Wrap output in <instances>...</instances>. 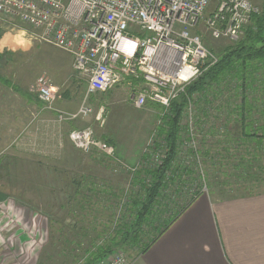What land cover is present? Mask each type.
Listing matches in <instances>:
<instances>
[{"label":"rangeland","instance_id":"obj_1","mask_svg":"<svg viewBox=\"0 0 264 264\" xmlns=\"http://www.w3.org/2000/svg\"><path fill=\"white\" fill-rule=\"evenodd\" d=\"M252 1L264 9V0ZM212 8L209 6L204 16ZM190 31L200 34L217 57L241 39H212L202 20ZM37 34L31 26L0 16V264H81L95 246H115L118 242L120 246L108 257L117 252L136 257L155 238L152 226L157 215L173 214L204 192L220 199L264 191V145L260 151L240 137L237 116L230 110L241 104L245 92L250 101L257 98L251 104L264 115L262 69L255 72L254 80L236 78L247 76L251 63L242 75L235 70L231 77L221 78L208 89L206 100L198 92L192 94L183 109L167 187L150 202L151 215L140 226H136V218L148 204L149 193L137 180L148 183L145 173L166 157L169 148L160 126L166 131L162 118L170 109L163 112L154 104L134 107L132 91L125 83L91 96L88 104L93 112L84 121H70L76 122L67 125L66 132L90 127L96 138L107 142L117 157L108 156L110 165H104L107 170L101 171L103 176L96 175L93 181L96 186L105 180L113 183L108 194L99 193L101 199L94 207L72 208L70 191L77 184L70 160L82 151L57 123L43 120L38 99L28 87L39 78L53 85L57 89L55 109L58 100L69 103L81 99L86 83L75 76L70 55L34 39ZM233 94L235 98L229 101L224 98ZM100 109V119H96ZM45 115L53 117L51 111ZM260 116L263 118L260 113L254 115ZM63 149H67L63 153L66 160L60 158ZM254 153L259 162L250 166ZM98 154L102 162L104 154ZM258 172L254 182L251 176Z\"/></svg>","mask_w":264,"mask_h":264},{"label":"built area","instance_id":"obj_2","mask_svg":"<svg viewBox=\"0 0 264 264\" xmlns=\"http://www.w3.org/2000/svg\"><path fill=\"white\" fill-rule=\"evenodd\" d=\"M260 13L252 0H0L1 17L37 29L33 38L69 54L75 76L86 83L76 111L57 110L59 122L90 115L89 98L122 83L132 91L134 107L156 104L168 111L185 87L218 61L190 30L202 20L212 39L234 41ZM28 90L43 108L54 109L53 85L39 78ZM68 135L82 152L114 158L90 127ZM138 255L117 252L100 264H133Z\"/></svg>","mask_w":264,"mask_h":264},{"label":"crops","instance_id":"obj_3","mask_svg":"<svg viewBox=\"0 0 264 264\" xmlns=\"http://www.w3.org/2000/svg\"><path fill=\"white\" fill-rule=\"evenodd\" d=\"M263 12L264 9H261V13ZM254 67L262 69L260 76L264 81V64L257 63ZM84 94L76 102L68 103L69 100H65L67 102L65 104V101L58 100L54 107L59 111L74 112L81 104ZM37 101L41 106L43 120L57 123L62 127L65 137L69 139L68 134L72 128L66 132V127L76 121L59 122L57 110L45 109L42 103ZM50 111L53 114L52 118L45 115ZM66 151L67 149H63L61 153L60 158L63 160L67 158L63 154ZM98 156L96 152L91 154L76 152L72 156L70 161L75 165L72 172L77 184L70 191L72 208H92L101 199L98 197L99 193L108 194L111 190L113 182L105 180L102 186H96L93 181L96 175L103 176L101 171L107 170L104 165L111 163L109 162L111 157L103 155L101 162ZM116 157L115 153L114 158ZM83 170L90 173L86 176L79 175L84 172ZM80 178H83V181H80ZM86 192L93 195L88 196ZM204 193L197 195L158 235L161 223L168 217V214L164 217L161 215L154 225L157 228L153 229L154 241L144 253L138 255L133 264H264V191L220 199H212L209 194ZM96 194L98 198H93ZM63 202L66 200L63 199Z\"/></svg>","mask_w":264,"mask_h":264},{"label":"trees","instance_id":"obj_4","mask_svg":"<svg viewBox=\"0 0 264 264\" xmlns=\"http://www.w3.org/2000/svg\"><path fill=\"white\" fill-rule=\"evenodd\" d=\"M247 60L250 61L246 62ZM254 62H256V64H264V12L259 15L253 16L251 24L247 28H245L244 35L236 43V45L225 50L224 53L218 57V61L213 66L209 67L197 79L187 85L184 91L181 92L172 102L171 107L169 108V114L165 115L162 118V122H165L166 131H164V127H162L161 125L160 133L162 135L165 134L164 141L166 139V146L167 148H169V150L166 152V157L161 160V163L159 164V166H157V168L145 173V177L148 179V183H145V180H137V182H140L142 187H144L146 192L149 193V202L148 204H145L144 207H142V211L140 212L139 216H137L136 226L142 225L146 221V218L151 215L149 209L150 202L161 195L160 190L163 187H167L166 180L169 178L168 172H172V162L176 149L175 145L179 140L178 132L180 129L183 109L186 107L187 102L192 94L198 92V96L200 98L203 97L204 100H206L207 98L205 99V97H207L208 89H211L213 85H217L220 82L221 78H225L228 76L231 77L230 74L235 70H237L242 75L244 73L245 66L247 68V65H251V63H253V65L251 71L247 73V76L242 75L237 76L236 78L239 80L245 78L254 80L255 76L253 75V72L260 68L254 67L256 65ZM235 93L237 92L235 91ZM234 96L236 95H225L224 98L229 101L231 98H235ZM261 97L262 102L264 103V81L262 78ZM256 99L250 101L248 99L247 93L245 94L244 92L241 104L239 106H237V104L234 105L232 108H230V110L232 114L237 116L236 124L237 129L240 130V137L244 138L246 142H248L247 140H250L251 142H253V145L256 146L255 148L261 151L264 145V124H261V121H264V115L263 110H260L258 112L257 106L251 104L255 103ZM231 106L232 104L230 105V107ZM256 113H260L263 118H261V116L255 118L254 115L256 116ZM251 158L252 159L250 160V166L253 165V162H259V156L257 153H254ZM259 167L261 168L260 165ZM258 174L260 173L258 172L257 175L252 174L251 178L255 179L254 182L258 180ZM239 177L243 178L244 174H241ZM169 180H172V178ZM248 194L251 193L248 192L247 195ZM192 201L193 198L189 203H191ZM188 204L185 207L181 208L179 211L173 214L170 213L168 217L165 218L161 223L157 234L159 235L162 231H164L180 215L181 211H183L188 206ZM160 216L161 215H157L155 222ZM153 229L155 230L157 228H155L154 226ZM152 241H154V239ZM150 243L144 246L142 253L146 251ZM120 244L121 243L118 242L115 246H95L93 250H91L84 257L81 264H100L110 255V253L115 250V248L120 246Z\"/></svg>","mask_w":264,"mask_h":264}]
</instances>
